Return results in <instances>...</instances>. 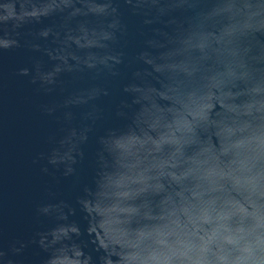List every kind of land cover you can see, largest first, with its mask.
<instances>
[{
  "label": "water",
  "instance_id": "obj_1",
  "mask_svg": "<svg viewBox=\"0 0 264 264\" xmlns=\"http://www.w3.org/2000/svg\"><path fill=\"white\" fill-rule=\"evenodd\" d=\"M0 264H264V0H0Z\"/></svg>",
  "mask_w": 264,
  "mask_h": 264
}]
</instances>
